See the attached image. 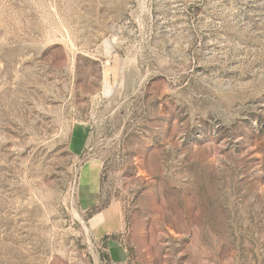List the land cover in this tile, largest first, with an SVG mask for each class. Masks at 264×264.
Here are the masks:
<instances>
[{"label": "rangeland", "instance_id": "1", "mask_svg": "<svg viewBox=\"0 0 264 264\" xmlns=\"http://www.w3.org/2000/svg\"><path fill=\"white\" fill-rule=\"evenodd\" d=\"M0 264H264V0H0Z\"/></svg>", "mask_w": 264, "mask_h": 264}]
</instances>
